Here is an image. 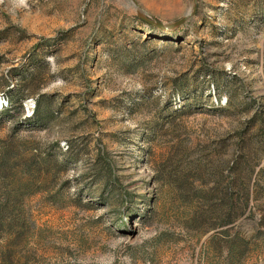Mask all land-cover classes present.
I'll list each match as a JSON object with an SVG mask.
<instances>
[{
  "label": "rangeland",
  "instance_id": "1",
  "mask_svg": "<svg viewBox=\"0 0 264 264\" xmlns=\"http://www.w3.org/2000/svg\"><path fill=\"white\" fill-rule=\"evenodd\" d=\"M137 19L0 0V264H264V0Z\"/></svg>",
  "mask_w": 264,
  "mask_h": 264
},
{
  "label": "water",
  "instance_id": "2",
  "mask_svg": "<svg viewBox=\"0 0 264 264\" xmlns=\"http://www.w3.org/2000/svg\"><path fill=\"white\" fill-rule=\"evenodd\" d=\"M132 3L134 4V6L137 8L138 10V16L140 18V20H142L143 22H145L146 24H149L151 26H154L156 28H158L159 30H162V31H167V30H170V29H173L175 27H177L180 23H182L185 19H187V17L189 15H191L195 8H196V4H197V0H192L193 1V10L190 14H188L187 16L185 17H182L174 22H171V23H162L152 17H149L148 15H146L142 10H141V7L138 5V3L135 1V0H131Z\"/></svg>",
  "mask_w": 264,
  "mask_h": 264
},
{
  "label": "trees",
  "instance_id": "3",
  "mask_svg": "<svg viewBox=\"0 0 264 264\" xmlns=\"http://www.w3.org/2000/svg\"><path fill=\"white\" fill-rule=\"evenodd\" d=\"M137 20H139V22L141 23V24H143V25H145L146 26V30L147 31H149L150 33H152V34H154V35H160V34H162L163 33V31L162 30H159L158 28H156V27H154V26H151V25H149V24H146L145 22H143L142 20H140V19H137ZM45 95L44 94H41L40 95V97L42 98V97H44ZM36 104H37V108L35 109V118H36V120H40V118H39V114H38V111H39V100L38 99H36ZM8 103H9V105H11L12 104V101L11 100H8ZM236 164H238V162H235V165ZM251 171V170H250ZM248 178H249V176H248ZM249 194H250V190H249V186H248V184H246V186H245V196H246V198H245V200H244V202H243V204H242V208H240V212H236V214L232 217V218H230V223L231 222H235L237 219H239V217L241 216V211H243V208L247 205V199H248V196H249ZM231 200V199H230Z\"/></svg>",
  "mask_w": 264,
  "mask_h": 264
}]
</instances>
